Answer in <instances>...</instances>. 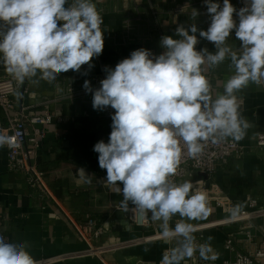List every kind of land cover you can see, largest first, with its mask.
<instances>
[{"label":"clouds","instance_id":"1","mask_svg":"<svg viewBox=\"0 0 264 264\" xmlns=\"http://www.w3.org/2000/svg\"><path fill=\"white\" fill-rule=\"evenodd\" d=\"M204 3L211 19L206 31L195 23L179 25L178 38H161V54L137 49L114 69L105 67L99 88L88 80L83 84L93 94L94 110H115L108 142L93 147L106 170L104 186L122 194L118 208L128 211L131 205L138 216L159 223L162 240L173 245L160 264H182L197 253L203 260L219 258L212 237L197 243L191 223L210 214L200 181L176 183L173 177L185 155L200 156L209 142L242 140L250 123L241 114L238 93L250 84L264 88V0H245L239 10L230 0L222 6ZM198 15L194 9L193 18ZM103 22L94 0H0V62L16 82L15 97L22 99L18 89L25 81L52 82L83 65L91 69L104 48ZM234 29L238 49L227 43ZM198 31L215 52L196 49ZM225 61L232 74L224 92L214 96L205 72ZM5 144L12 146L0 134V147ZM77 173L79 182L91 183L84 168ZM175 216L180 219L172 226ZM29 247L27 241L10 242L0 234V264H39Z\"/></svg>","mask_w":264,"mask_h":264},{"label":"crops","instance_id":"2","mask_svg":"<svg viewBox=\"0 0 264 264\" xmlns=\"http://www.w3.org/2000/svg\"><path fill=\"white\" fill-rule=\"evenodd\" d=\"M101 11L104 31V48L101 55L94 57L89 69L83 65L78 72L69 71L58 75L52 82L37 80L25 81V89L20 91L22 99L14 98L27 107L29 113H53L51 124L43 126L44 136L34 148L32 160L43 171L44 182L52 197L41 194L38 188L30 187L25 175L19 170H9L6 161V148L0 147V233L10 242L27 241L29 251L39 264H135L141 260L147 263L158 261L162 252L171 243H165L160 235L158 222L149 227L130 222L123 211L114 210L123 199L104 186L106 170L98 164V153L94 145L103 140L108 142L111 132V116L106 110H94L93 94L84 98L69 100L55 99L57 91L63 89L70 80L83 85L92 72L115 68L116 64L128 58L132 51L140 48L151 50L155 55L164 49L160 46L163 36L175 35L177 26L187 27L195 23L199 30H207L211 23L204 0H94ZM223 4V0H214ZM238 10V0H230ZM199 15L193 18V10ZM235 15V13H234ZM234 19L238 17L234 16ZM199 51L207 48L215 52L212 42L196 33ZM227 43L238 49L240 41L235 37V29ZM105 71V70H104ZM0 72L7 73L0 62ZM85 72L87 73L85 75ZM232 74L228 62L208 69L205 75L212 85L213 95L224 92V83ZM242 116L250 127L242 140V150L232 155L226 165L217 169L212 176L189 172L184 181L198 187L208 199L210 214L207 218L192 221L196 227H205L229 214L214 202V193L227 197L237 208L247 209L249 201L264 205V146L254 144L257 134L264 133V88L250 84L242 92ZM113 113V112H112ZM114 114V113H113ZM0 123L6 118L0 108ZM27 126V124H26ZM61 136H55L54 131ZM84 168L91 176V183L79 182L77 169ZM122 188V184L120 185ZM76 219L85 214L103 223L105 231L99 241L106 250L103 261L95 254L87 252L85 243L78 237L60 208ZM180 219L173 217L172 226ZM255 224L264 219L253 220ZM222 222V221H219ZM229 226H211L202 230L219 258L222 256V240ZM157 234V237H155ZM196 232L194 233V235Z\"/></svg>","mask_w":264,"mask_h":264},{"label":"built area","instance_id":"3","mask_svg":"<svg viewBox=\"0 0 264 264\" xmlns=\"http://www.w3.org/2000/svg\"><path fill=\"white\" fill-rule=\"evenodd\" d=\"M152 1L154 0H148V2ZM238 5V10L244 7L245 0H238ZM234 16L237 17L236 14ZM209 26L210 23L208 24ZM105 77L106 72L100 70L92 72L89 75L88 81H90L93 89H97L101 86L100 81ZM16 89L17 85L13 78L8 73L4 74L0 72V108L3 110L6 118L5 124L0 123V134L8 136L12 144L11 147L7 144L4 145L6 148L7 167L9 170L21 171L25 175L26 182L30 187L38 188L43 196L51 198L52 195L44 182L43 171L37 167L36 163L32 160V156L34 148L44 136L45 131L43 130V126L51 124L54 120V115L48 111L42 114L29 113L27 111L28 106L17 102L14 98L13 92ZM24 89L25 84L20 86L18 90L22 91ZM87 93L89 92H86L83 85H76L73 81L68 80L63 89L57 91L55 99L66 98L72 101L77 98L86 97ZM105 110L110 114L115 112L111 107ZM54 134L58 137L61 136L57 130L54 131ZM254 144L259 147L264 146V133L256 135ZM241 150L242 145L231 138L215 144L209 142L200 156L191 158L185 155L183 157L178 174L173 179L176 183H181L191 171L196 174L212 176L218 168L226 165L232 155ZM214 195L215 205L221 207L229 215L222 219L205 221L207 223L218 221L210 226H195L197 243L203 244L208 242V239L202 233L203 229L211 226L230 225L222 240L223 256L219 264H264V223L255 224L253 221L255 219H264V205H257L255 202L249 201L247 209H239L227 197L220 196L217 192ZM131 207L133 206L130 205V209L124 211L116 205L114 210L123 211L124 216L135 225L143 227L152 225L150 218L145 219L142 216H138L131 210ZM60 210L78 237L85 243V250L90 254L97 255L103 261L102 256L106 247L104 250L103 245L99 244L105 231L103 223H99L95 217L88 213L82 219H76L62 208ZM155 237H157V234H155ZM172 246H167L163 250L161 258L154 263L139 260L135 264H160L165 251ZM103 264L107 263L103 261ZM182 264H217V260H203L197 253L192 258L182 261Z\"/></svg>","mask_w":264,"mask_h":264},{"label":"water","instance_id":"4","mask_svg":"<svg viewBox=\"0 0 264 264\" xmlns=\"http://www.w3.org/2000/svg\"><path fill=\"white\" fill-rule=\"evenodd\" d=\"M204 176H206V174H203Z\"/></svg>","mask_w":264,"mask_h":264}]
</instances>
